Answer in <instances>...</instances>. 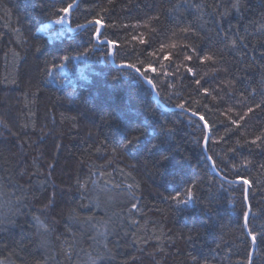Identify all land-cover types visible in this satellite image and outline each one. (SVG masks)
<instances>
[{"label": "trees", "instance_id": "1", "mask_svg": "<svg viewBox=\"0 0 264 264\" xmlns=\"http://www.w3.org/2000/svg\"><path fill=\"white\" fill-rule=\"evenodd\" d=\"M76 1L0 0V119L12 131L0 138V219L15 220L0 230V264H91L105 244L112 251L103 264H250V235L251 264H264V143H251L264 139V0H240L239 10L235 0H79L69 21L86 27L42 31ZM95 19L116 64L156 69L146 74L165 108L92 39ZM211 53L217 62L198 59ZM125 96L139 99L119 128L146 126L170 162L117 147V128L103 117ZM180 104L188 111L169 110ZM188 112L207 122L220 176L204 152L205 125ZM162 126L175 130L171 141ZM237 180L249 185L248 226L246 185ZM188 189L193 203L171 198L187 199ZM17 204L23 214L13 217ZM37 216L56 221L46 247Z\"/></svg>", "mask_w": 264, "mask_h": 264}, {"label": "snow or ice", "instance_id": "2", "mask_svg": "<svg viewBox=\"0 0 264 264\" xmlns=\"http://www.w3.org/2000/svg\"><path fill=\"white\" fill-rule=\"evenodd\" d=\"M239 6H240V0H235V3H233L232 7L236 10H239ZM73 7H74V5L72 3H69L66 5V7L59 9V11L61 13H65V15L59 16L55 20V23L60 24V25L65 24V23H70V21H68L67 14L70 12V10ZM223 15L227 16L228 11L226 10L223 13ZM89 23L94 24V25H101V21L99 19L89 21ZM83 27H84V25L77 24V28H83ZM101 27H103V25H101ZM181 31L187 33V32H190L191 29L190 28H184V29H181ZM92 39H94L95 41H97L100 44L105 43V40L102 39V33H101L100 28H95L93 30ZM143 42L144 41L141 40V43H143ZM107 43L111 45L114 42L113 41H107ZM231 43L233 46H235L236 40H232ZM93 47H95V45ZM171 47L175 48V47H177V45L172 44ZM185 47L190 48L193 53H196V48L193 46V44H187V45H185ZM162 48H163V46H162ZM89 51H91V49H89ZM85 54L86 53H81V55H85ZM152 55L155 56L156 53L153 52ZM197 55H198V59L201 62H205V61H211L214 63L217 62V53L204 54L203 56H199V54H197ZM192 58L193 57L190 55L184 57V59L188 60V61H191ZM61 59L67 61L70 58L68 56H64ZM164 59L168 60V59H170V56L165 55ZM53 66L55 67V65H53ZM63 66H64L63 64L60 65V67H63ZM121 67H127V68L133 69L134 72L138 75V77L140 79H142L145 83L150 85L151 88H153V89L156 88V84L154 83L153 79L146 74L149 72H155L156 71V69L153 68L151 66V64H148L147 67H143V62H141V67H137L136 64H124V65H121ZM187 71L189 73H193V75H195V73L193 72V68L189 67V68H187ZM113 79L116 80V79H118V77H114ZM196 84H198V85L200 84L199 79L196 80ZM229 84L231 85V81H229ZM205 91L207 92V89H205ZM138 99H139L138 96L137 97H132V96L118 97L116 102H115L116 107L114 108V110L111 112H108L107 115H105L103 117L105 123H107L110 127L117 128V131L113 132V136L118 138L117 147H119L125 153H128L130 155H135L136 153L141 152V151H147L148 153L157 156L158 162L160 164H163L165 162H170V160H171L170 150H166L163 146L165 141L153 142L154 140H157V138L149 136L146 126H144V127L126 126L124 129L119 128V125L117 124V122L121 121L122 119H125L127 117L128 113L131 112L132 109L135 107L136 101ZM150 107L151 106L149 105L148 106L149 110H150ZM178 107L181 109H185L184 104H180V105H178ZM185 110L188 111L187 109H185ZM251 111H252V109L249 108V112H251ZM191 115L197 116L198 113L192 112ZM199 119L201 121H203L204 117L200 116ZM233 123H235V121H233ZM205 124H207L206 121H205ZM161 131L167 133V140L168 141H171L174 138L175 130L173 128H168L166 126H162ZM257 141L264 143V139H261L260 137H257V139L253 140L251 143L256 144ZM102 150H103L102 147L96 149V151H102ZM244 183H247V182L244 181ZM54 196H55V194H53V197L50 198L49 204L45 205V210H47L51 206V204L54 203ZM184 196H186L187 199H183L179 195L171 197V198L177 204H184L185 206L193 203L196 200L195 193L191 189L186 190L184 193ZM17 199H18V201H21V204H22L23 197H18ZM21 204H17L15 206V208L11 210L13 217L23 214ZM133 207H135V205H133ZM33 218L39 222L40 227L43 229V233L41 234L39 245L41 247H46L47 246V240L45 239V236L47 235V233L54 231L56 221H52L51 225H49L44 220H41L40 217H38V216L33 217ZM92 219H94V218L93 217H83V218L77 217L78 221L82 220L84 223H87ZM244 219H245V222L247 223V220H248L247 215L244 216ZM7 224L15 225V220L11 217H8L5 219H0V230H3V226H5ZM68 230L71 231V229H68ZM106 230L107 229H105V231ZM261 235L264 236V233H261ZM251 239H252L253 243H255L257 240L256 235H252ZM104 249H105V251H98L95 256H92L91 254H89L91 264H103V262L105 260L111 258V251L112 250L110 248H108L107 244L104 245Z\"/></svg>", "mask_w": 264, "mask_h": 264}, {"label": "water", "instance_id": "3", "mask_svg": "<svg viewBox=\"0 0 264 264\" xmlns=\"http://www.w3.org/2000/svg\"><path fill=\"white\" fill-rule=\"evenodd\" d=\"M78 1H79V0L76 1V3L74 4V7H73V8L70 10V12L67 14L68 19L71 18V12H72V10H74V8L78 5ZM93 25H94V24H93ZM101 25H103V24H101ZM101 25H97V26H98V28H100V30H101V32H102L104 26L101 27ZM86 26H87V25H86ZM86 26H84V27H86ZM79 29H80V28H71V29H69V30H70L71 33H74V32H76V31H78ZM107 41H108V40H105V43H103V44H107V45L110 47V50H111V53H110V61H111V63H112L116 68H118V69H127V70H132V71L134 72V70L131 69V68L121 67V65H124V64H116V63H115V60H114V45H113V44H111V45L108 44ZM146 84H147V83H146ZM147 85H148V84H147ZM148 86L151 88L150 85H148ZM151 90H152V92H153V94H154V98H155L156 102H158V103L161 104V102H160V100H159V96H158L157 91H156V88H155V89L151 88ZM161 105L165 108V106H164L163 104H161ZM169 110H170V111H176V110H178V111H182L181 108H173V109H169ZM188 114L191 115V112H188ZM191 116H192V115H191ZM193 117L199 119L200 116L197 115V116H193ZM199 120H200V119H199ZM202 122H203V124L205 125V128H206V130H207V135H206V138H205V141H204V152H205V154H206L208 160L210 161V163H211V165H212V167H213V170L215 171L216 174L219 175L217 169H216L215 166H214L213 160H212V158L210 157L209 152H208V141H209V138H210L209 126H208L207 124H205V121H204V120H203ZM219 176H220V175H219ZM235 182H236V183H240V182L244 183V180H237V181H235ZM244 184L246 185V200H247V205H248V213H247V217L249 218V215H250V208H249V203H248L249 185H248V183H244ZM246 225L248 226V220H247ZM249 235H250V234H249ZM251 236H252V235H250V237H251ZM252 242H253V241H252ZM255 250H256V242L253 243V247H252V251H251V255H250V264L252 263V259H253L254 254H255Z\"/></svg>", "mask_w": 264, "mask_h": 264}, {"label": "rangeland", "instance_id": "4", "mask_svg": "<svg viewBox=\"0 0 264 264\" xmlns=\"http://www.w3.org/2000/svg\"><path fill=\"white\" fill-rule=\"evenodd\" d=\"M69 21V19H68ZM71 24L70 23H65V24H56L55 22L53 23H50L46 26H44L42 28V31L45 32V33H48L49 31H51V29L53 30V33L57 34L59 33L60 35L62 34H65L66 32L67 33H71L69 29H71ZM110 53H111V50H110ZM110 57V56H109ZM81 60H79L78 62H80ZM84 67L83 66H80L78 68V71H79V76L80 77H84L86 74H85V71L83 69ZM60 74H61V78L64 80V84L66 83H69V70L68 68L64 65L63 67L60 68ZM61 79V80H62ZM11 128L9 125H7L5 122H3L1 119H0V138H4L6 137L8 134H11Z\"/></svg>", "mask_w": 264, "mask_h": 264}]
</instances>
